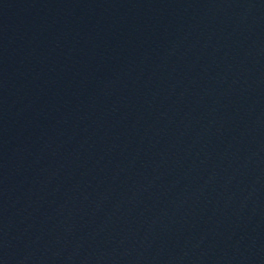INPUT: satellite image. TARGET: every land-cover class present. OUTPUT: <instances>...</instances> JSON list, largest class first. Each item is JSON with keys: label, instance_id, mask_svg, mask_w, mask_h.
<instances>
[{"label": "water", "instance_id": "obj_1", "mask_svg": "<svg viewBox=\"0 0 264 264\" xmlns=\"http://www.w3.org/2000/svg\"><path fill=\"white\" fill-rule=\"evenodd\" d=\"M0 264H264V0H0Z\"/></svg>", "mask_w": 264, "mask_h": 264}]
</instances>
